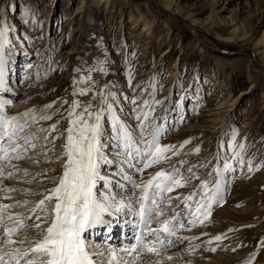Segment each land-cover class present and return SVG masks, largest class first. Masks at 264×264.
Returning <instances> with one entry per match:
<instances>
[{
    "label": "rangeland",
    "instance_id": "obj_1",
    "mask_svg": "<svg viewBox=\"0 0 264 264\" xmlns=\"http://www.w3.org/2000/svg\"><path fill=\"white\" fill-rule=\"evenodd\" d=\"M25 9L31 10L27 24L22 22ZM5 16L9 25L16 28L13 43L19 37L23 44V50L17 51L14 62L9 65L11 91L0 92V99L13 101L7 108L10 115L62 99L70 103L72 79L76 75L73 69L86 66L83 62L91 65L94 59H103L107 54L110 74L103 77L93 73L101 85L115 81L114 90L131 97L133 89L139 95L137 85L148 87L155 77L157 82H162L156 99L163 101L168 97L166 106L185 97L179 109L168 113L169 131L162 143L179 145L190 139L191 143L182 152L192 154L172 157L170 164L159 167L169 168L180 160L189 161L183 165L184 169L200 162L210 163L194 169L199 179L170 195L183 198L212 172L219 142L227 140L225 134L230 128L238 130L237 143L247 138L245 158H252L254 165L264 164V0H0V17ZM88 23L94 28H88ZM53 43L57 46L54 52L51 51ZM37 50L41 55H37ZM45 52L51 54L54 70L45 79L42 68L41 79L36 82V66L47 58L43 55ZM129 68L133 76L131 87L126 76ZM29 74L31 78L25 83ZM67 107L57 103L53 111L63 112ZM128 110L126 106L125 112ZM156 115H160L159 108ZM58 120L61 123L51 133V139L67 127L66 119L62 120L59 114L33 125L29 131L48 128ZM42 143V139L38 141V147L29 155L35 157L41 152ZM63 143V138H58L47 147H54L58 154ZM197 147L199 153L193 152ZM52 155L50 152L49 156ZM39 159L40 163L31 159L14 162L18 168L34 173L32 183H23L24 179H32L31 176L4 183L17 184L33 192L51 187L50 177L58 175V171L47 178L37 174L59 169L60 162L45 163L43 156ZM26 163L32 165L26 167ZM155 170L147 169L145 178ZM112 171L107 169L108 173ZM13 195L31 202L26 208L17 209L24 213L42 198ZM179 203L175 201L172 207ZM216 235L224 238L213 240L209 245L207 241ZM178 236L199 237L177 243L166 253L186 247L183 264H245L249 259L251 264H264V167L258 170L254 167L252 172L247 165L242 170L237 168L229 177L224 202L214 205L209 220L190 231H180ZM190 245L201 246L189 251Z\"/></svg>",
    "mask_w": 264,
    "mask_h": 264
},
{
    "label": "snow or ice",
    "instance_id": "obj_2",
    "mask_svg": "<svg viewBox=\"0 0 264 264\" xmlns=\"http://www.w3.org/2000/svg\"><path fill=\"white\" fill-rule=\"evenodd\" d=\"M30 11L24 10V24L28 23ZM15 32V25H9L6 16L0 17V92L11 91L9 65L14 62L17 51L23 50L19 37L13 43ZM56 48L53 43L51 51ZM37 55H41L39 50ZM43 55L47 58L36 66V82L41 79L42 68L45 79L54 70L51 54L45 52ZM83 64L86 66L73 69L76 75L72 79L70 103L62 99L10 115L7 108L13 101L0 99V264H165L174 259L166 255L170 248L177 243L199 239L180 237L178 233L190 231L209 220L214 205L224 202L229 177L237 168L242 170L247 165L248 171L252 172L254 167L257 170L264 167V164L254 165L252 158H245L247 138L237 143L238 130L230 128L225 134L227 140L219 142V151L214 157L217 163L212 172L183 198L170 195L199 179L198 171L194 169L210 163L200 162L184 169L183 165L189 161L180 160L169 168L159 167L170 164L172 157L192 154L182 152L185 145L191 143L190 139L179 145L162 143L169 131L168 113L179 109L185 97L166 106L168 97L163 101L156 99L162 82H157L155 77L148 87L137 85L139 95L133 89V95L129 97L123 91L114 90L115 81L101 85L93 78V73L103 77L110 74L107 54L103 59H94L91 65ZM126 76L131 87V68ZM30 78L31 74L25 77V83ZM57 103L68 107L63 112L60 109L53 111ZM195 107L198 109L199 104ZM158 108L159 116L156 115ZM58 114L62 120L66 119L67 127L57 136L50 139L61 120L48 128L29 131L33 125L51 120ZM41 133L45 135L41 137ZM58 138H63L64 143L56 154L55 148L47 145ZM41 139L42 151L35 157L30 156L29 152L35 151ZM199 151V147L193 150ZM50 152L52 156H49ZM40 156L44 157L45 163L60 162L59 169H47L37 174L47 178L58 171V175L50 177L51 187L33 192L4 183L5 180L31 176L27 169L18 168L15 161L31 159L40 163ZM109 168L114 171L108 173ZM147 169L156 170L148 172L145 178ZM33 180L34 176L23 182L32 183ZM14 193L42 198L24 213L17 209L26 208L31 202L16 199ZM177 200L180 203L173 208ZM34 220L38 222L34 223ZM115 224L121 229L118 244L109 242L110 235L105 237L103 244L93 242L98 227L106 228L110 234ZM29 232L36 235L29 236ZM223 238V235H216L207 243L211 245L213 240ZM200 246L190 245L189 251ZM245 264H251V259Z\"/></svg>",
    "mask_w": 264,
    "mask_h": 264
},
{
    "label": "bare ground",
    "instance_id": "obj_3",
    "mask_svg": "<svg viewBox=\"0 0 264 264\" xmlns=\"http://www.w3.org/2000/svg\"><path fill=\"white\" fill-rule=\"evenodd\" d=\"M94 19V18H93ZM90 20H92V18L90 19ZM93 21V20H92ZM88 28H91V29H93L91 26H90V24L88 23V26H87ZM241 94V93H240ZM244 94V93H243ZM248 95V94H247ZM241 97V96H240ZM246 97V96H245ZM243 98V97H242ZM23 164V163H22ZM26 165V167H29V166H31L32 164H29V163H26L25 164ZM31 168V167H30ZM34 169V168H33ZM37 170V169H36ZM28 171H30V170H28ZM29 173H33V172H29ZM34 174V173H33ZM31 177H32V175H31ZM21 179V178H20ZM29 179V178H28ZM16 180V179H15ZM15 180H11V181H15ZM23 180V179H22ZM19 181V180H18ZM24 183V182H23ZM10 185V184H9ZM11 185L12 186H16V187H18V188H21V186L20 185H17V184H14L13 185V183H11ZM43 187V186H42ZM22 189H24V187L22 188ZM5 201V200H4ZM99 228V227H98ZM117 231H118V233H117ZM107 232H108V230H107ZM120 232H121V229H120V226L118 225V224H115V225H113V228H112V231H111V233L109 234L110 235V240H109V242L110 243H112V244H118L119 243V240H118V238H119V236H120ZM34 233V232H33ZM32 234V233H31ZM94 235H95V239L93 240V242L94 243H101V244H103L102 242H104V240L105 239H103L102 237H103V232L102 231H95L94 232ZM183 235V234H182ZM32 236V235H31ZM108 236V235H107ZM177 246V245H176ZM185 249H186V247H184L183 248V250L182 249H178V250H173V252L172 253H170V254H168V255H171V256H173L174 257V259L172 260V261H170V262H168V261H166L165 262V264H181L182 263V258L183 257H185L184 255H186V251H185ZM199 254H201V253H197V255H199ZM196 255V254H195ZM207 256V255H206ZM206 256H204V257H206ZM188 257V256H187ZM208 258H210L209 256H208ZM214 258V257H213ZM185 260H188V258H184ZM183 264V263H182Z\"/></svg>",
    "mask_w": 264,
    "mask_h": 264
},
{
    "label": "trees",
    "instance_id": "obj_4",
    "mask_svg": "<svg viewBox=\"0 0 264 264\" xmlns=\"http://www.w3.org/2000/svg\"><path fill=\"white\" fill-rule=\"evenodd\" d=\"M216 54H218L219 56L223 57L222 54H219V53H216Z\"/></svg>",
    "mask_w": 264,
    "mask_h": 264
},
{
    "label": "water",
    "instance_id": "obj_5",
    "mask_svg": "<svg viewBox=\"0 0 264 264\" xmlns=\"http://www.w3.org/2000/svg\"><path fill=\"white\" fill-rule=\"evenodd\" d=\"M255 69V67H253ZM256 70V69H255Z\"/></svg>",
    "mask_w": 264,
    "mask_h": 264
}]
</instances>
